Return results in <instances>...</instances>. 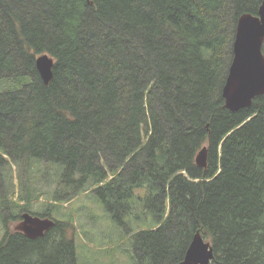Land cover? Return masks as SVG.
Instances as JSON below:
<instances>
[{
  "label": "trees",
  "instance_id": "obj_1",
  "mask_svg": "<svg viewBox=\"0 0 264 264\" xmlns=\"http://www.w3.org/2000/svg\"><path fill=\"white\" fill-rule=\"evenodd\" d=\"M262 2L0 0V264H84L64 210L81 196L133 230L131 264H179L198 231L211 264H264V95L223 97ZM25 212L54 225L11 230Z\"/></svg>",
  "mask_w": 264,
  "mask_h": 264
},
{
  "label": "water",
  "instance_id": "obj_2",
  "mask_svg": "<svg viewBox=\"0 0 264 264\" xmlns=\"http://www.w3.org/2000/svg\"><path fill=\"white\" fill-rule=\"evenodd\" d=\"M264 2L257 15L242 14L237 23L233 42V59L223 87V97L228 110L236 112L251 107L253 100L264 95ZM37 69L48 84L53 77L54 61L47 54L36 59ZM208 160L207 147L196 157V164L206 168ZM50 218H41L28 212L23 213L21 221L14 227L15 231L25 234L30 239H37L53 227ZM214 249L198 231L179 264H211Z\"/></svg>",
  "mask_w": 264,
  "mask_h": 264
},
{
  "label": "rangeland",
  "instance_id": "obj_3",
  "mask_svg": "<svg viewBox=\"0 0 264 264\" xmlns=\"http://www.w3.org/2000/svg\"><path fill=\"white\" fill-rule=\"evenodd\" d=\"M64 210L72 212L78 228L84 230L90 239L88 241L82 233L76 238L77 253L84 264H131L127 252L123 251L125 247H119V241L133 232L131 228L125 230L122 226H115L92 198L81 196Z\"/></svg>",
  "mask_w": 264,
  "mask_h": 264
}]
</instances>
